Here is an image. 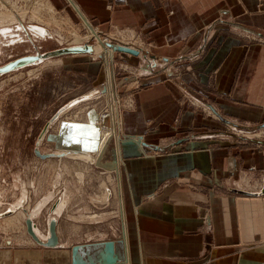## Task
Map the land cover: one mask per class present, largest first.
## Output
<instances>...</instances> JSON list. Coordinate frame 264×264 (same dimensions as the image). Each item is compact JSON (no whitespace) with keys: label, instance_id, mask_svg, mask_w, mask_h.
I'll return each mask as SVG.
<instances>
[{"label":"crops","instance_id":"1","mask_svg":"<svg viewBox=\"0 0 264 264\" xmlns=\"http://www.w3.org/2000/svg\"><path fill=\"white\" fill-rule=\"evenodd\" d=\"M43 2L69 23L147 42L142 48L167 68V79L145 80L149 88L120 119L128 142H116L119 231L101 238L88 227L67 250L58 236L53 247L25 234L18 242L2 239L0 264H71L75 244L81 258L97 263L106 240L114 241L117 264H264V142L253 138L264 128V0ZM186 96L218 120L187 107ZM102 130L64 121L47 138L52 149L99 152L110 136ZM22 213L17 220L30 219Z\"/></svg>","mask_w":264,"mask_h":264},{"label":"rangeland","instance_id":"2","mask_svg":"<svg viewBox=\"0 0 264 264\" xmlns=\"http://www.w3.org/2000/svg\"><path fill=\"white\" fill-rule=\"evenodd\" d=\"M86 23L97 32L96 37L90 36L81 20L72 24L51 15L43 0H0V26L4 25L0 27V68L24 57L75 46L94 49L99 43L106 47L126 43L138 51L134 57L107 47L111 59L91 51L43 59L0 74V240L18 242L25 234L36 241L27 231L29 218L19 220L22 211L30 216L32 230L48 238L53 221L56 240L57 236L68 240L62 243L66 250L70 240L86 238L81 232L88 227L101 238L110 235L111 229H120L123 186L116 142H128L120 119L134 108L135 94L149 88L144 81L158 74L166 78L167 68L150 59V52L142 48L147 42H125L122 34L103 35ZM42 28L43 35L35 31ZM183 99L187 107L199 108L218 120L195 100ZM89 111L96 119L93 113L86 119ZM104 117L109 120L103 127ZM64 121L102 124V133H110L107 146L100 153L98 149L92 153L62 150L58 144L52 149L47 135ZM253 136L264 142V128ZM164 149L167 153V146ZM151 151L148 154H158ZM101 154V166H97L95 158ZM261 174L264 177V151ZM9 217L19 218L16 225L7 226ZM23 222L25 226L19 224Z\"/></svg>","mask_w":264,"mask_h":264},{"label":"water","instance_id":"3","mask_svg":"<svg viewBox=\"0 0 264 264\" xmlns=\"http://www.w3.org/2000/svg\"><path fill=\"white\" fill-rule=\"evenodd\" d=\"M108 47L111 48L114 52H120L124 54H130L134 57L138 56V51L133 50L126 46H114L112 44H108ZM92 51L90 46H80V47H71L66 49H60L56 50L54 52H50L48 54L44 55H37V56H29L24 57L21 59H18L16 61H13L6 66L0 68V74L6 73L12 70H15L20 67L27 66L31 63L47 59V58H53V57H59L64 55H74V54H80V53H90ZM27 231L30 234V236L38 241L39 243H42L45 246H55L57 243L56 236L54 233V222L52 221V226H50L49 232L50 236L46 241L39 240L32 230V222L28 219L26 221ZM80 249V245L75 244L71 247V264H116L118 261V255L115 252V245L114 241L112 240H106L102 242V250L100 252L99 261L96 263L93 260H85L81 258L78 254V251Z\"/></svg>","mask_w":264,"mask_h":264},{"label":"bare ground","instance_id":"4","mask_svg":"<svg viewBox=\"0 0 264 264\" xmlns=\"http://www.w3.org/2000/svg\"><path fill=\"white\" fill-rule=\"evenodd\" d=\"M7 9V8H6ZM16 15V14H15ZM4 25H1L0 27H3ZM88 30H89V34H90V36L91 37H96L97 36V32H95L93 29H92V27H90V28H88ZM35 31H37L39 34H41V35H43V33L44 32H46L45 30H42V29H35ZM48 33V32H47ZM46 33V34H47ZM47 35H49V34H47ZM103 43H105L104 41H103ZM76 47V46H75ZM107 47H108V45H107ZM106 47V45H102L101 43H99V45H96V46H94V49L91 47V49H92V52H91V54L93 53V55H98V56H100V57H102V55L101 54H103V56L106 58V59H111L112 58V56H111V52L109 51V47L107 48ZM111 49V48H110ZM132 49V48H131ZM94 50V51H93ZM112 50V49H111ZM113 51V50H112ZM114 52V51H113ZM108 132L106 131V132H103L102 133V135L101 136H105L106 134H107ZM110 137V136H109ZM109 137L108 138H106V140L104 141H101V145H100V150H99V153L101 152V151H103V149L107 146V143H108V141H109ZM104 142V143H103ZM102 143H103V145H102ZM82 152V151H81ZM66 156V155H65ZM83 158V157H82ZM101 158H102V154L98 157V159L97 158H95V163H96V165L97 166H101L100 165V160H101ZM96 159H97V161H96ZM104 168L106 169V170H110V169H113V167H111V166H104ZM21 216V215H20ZM8 217V216H7ZM34 232V231H33ZM35 234V233H34ZM39 234V233H38ZM36 236V235H35ZM39 236V240H43V237L41 236V235H38ZM41 238V239H40ZM46 239H48V238H46ZM46 241V240H45ZM36 242H38V241H36ZM39 243V242H38ZM39 244H41V245H43L42 243H39ZM56 245H57V243H56ZM55 245V246H56ZM44 246V245H43ZM53 247V246H52ZM117 264V263H116Z\"/></svg>","mask_w":264,"mask_h":264},{"label":"built area","instance_id":"5","mask_svg":"<svg viewBox=\"0 0 264 264\" xmlns=\"http://www.w3.org/2000/svg\"><path fill=\"white\" fill-rule=\"evenodd\" d=\"M109 44V43H108Z\"/></svg>","mask_w":264,"mask_h":264}]
</instances>
